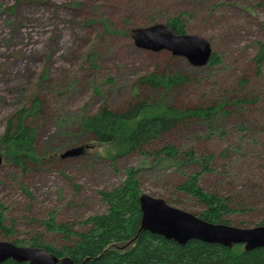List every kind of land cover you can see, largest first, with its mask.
Segmentation results:
<instances>
[{
  "label": "rangeland",
  "instance_id": "374dc122",
  "mask_svg": "<svg viewBox=\"0 0 264 264\" xmlns=\"http://www.w3.org/2000/svg\"><path fill=\"white\" fill-rule=\"evenodd\" d=\"M176 16L185 21L187 33L211 42L221 59L217 66H195L167 49L139 48L131 33L109 34L103 22L130 31ZM262 44L264 0H0V140L7 118L27 105L33 94L44 101V113L33 122L43 163L20 169L4 157L0 167V214L10 229L0 228V240L29 245L39 238L62 248L69 241L48 230L43 221L53 213L57 221L85 230L83 221L107 210L100 191L120 184L131 167L140 169L144 193L177 199L174 206L200 212L202 206L177 189L186 173L199 166L152 168L153 158L138 152L113 162L105 145L81 131L79 119L106 101L120 108L160 96L177 106L195 108L240 95L238 79L245 75L254 80V57ZM151 72L184 73L190 84L157 93L139 84ZM236 116L232 113L219 122L216 134H209L202 119H192L153 148L175 144L195 149L197 156L215 154L212 164L217 172L205 173L203 185L227 193L241 191L248 207L235 223L254 227L264 221V138L252 141L246 150H236L243 144L233 130ZM249 116L263 123L264 95ZM76 146L85 147L83 155L61 158ZM225 151L236 154L224 157ZM244 151L245 156L239 157Z\"/></svg>",
  "mask_w": 264,
  "mask_h": 264
},
{
  "label": "trees",
  "instance_id": "16d2710c",
  "mask_svg": "<svg viewBox=\"0 0 264 264\" xmlns=\"http://www.w3.org/2000/svg\"><path fill=\"white\" fill-rule=\"evenodd\" d=\"M103 22L109 34L131 33V30L116 28L109 20ZM165 23L177 34L187 33L186 23L181 16L168 18ZM220 62L218 53L213 51L207 69L214 68ZM254 62L256 64L254 80L245 75L238 79L240 95L223 97L209 106L195 108L177 106L160 96L155 99L137 100L120 108H114L106 101L95 113L84 114L79 119L81 131L92 135L94 141L99 144L105 145L107 158L113 162L120 157L138 152L145 157L153 158L150 162L152 168L183 170L188 164L199 166L197 170L186 173V177L178 183L177 189L202 206L200 212H193L201 218L237 226L239 224L235 223L236 217L245 213L248 207L241 198L243 196L241 191L227 193L203 185L205 173L217 172L212 164L215 154L197 156L195 149L183 150L175 144L157 148L153 146L160 144L173 131L192 119H202L210 130L209 134L215 133L218 123L232 113L238 118L233 130L240 134L241 139L238 142H243L236 150H246L252 141L258 142L263 139L264 121L260 125L253 122L249 118V113L264 95L260 87L264 86V44L255 55ZM139 84L160 93L190 83L189 76L184 73L151 72L141 77ZM255 85L260 89L259 92L255 91ZM43 106L44 101L40 96L33 94L27 105L21 106L7 118L0 140L5 162L11 161L20 169L26 168L30 163L36 165L43 163L44 157L37 150L38 126L33 124L39 114L44 113ZM246 152L239 157L245 156ZM230 153L236 154L225 151L224 157ZM239 157L235 160H240ZM139 172L140 169L128 168L120 184L100 191L107 210L83 221L85 230L76 231L70 223L57 221L53 213L43 221L48 230L62 234L69 244L55 248L39 238H33L29 245L45 247L60 258L69 255L76 263L87 259L84 264H264V247L247 251L242 243L227 247L197 239L181 245L173 239L141 229L142 211L139 199L143 191ZM23 187L28 191L26 186ZM176 200L166 199L170 204ZM182 209L187 208L183 206ZM261 225H264V221ZM0 228L10 230L5 226V217L2 213ZM12 241L17 244L19 242ZM1 264L28 263H18L9 259Z\"/></svg>",
  "mask_w": 264,
  "mask_h": 264
},
{
  "label": "water",
  "instance_id": "95a60500",
  "mask_svg": "<svg viewBox=\"0 0 264 264\" xmlns=\"http://www.w3.org/2000/svg\"><path fill=\"white\" fill-rule=\"evenodd\" d=\"M135 45L142 49L170 50L176 56L186 57L191 64L207 65L213 55L211 42L204 36L191 33L177 34L165 22L131 29ZM84 146L67 149L61 158H74L83 155ZM4 155L0 152V167ZM142 211L141 229L173 239L181 245L197 239L208 243H218L227 247L244 244L245 249L264 247V225L240 227L225 223L210 222L199 215L170 204L163 197L144 193L140 196ZM12 259L28 264H84L76 263L67 255L58 257L42 246L19 245L12 240H0V264Z\"/></svg>",
  "mask_w": 264,
  "mask_h": 264
}]
</instances>
